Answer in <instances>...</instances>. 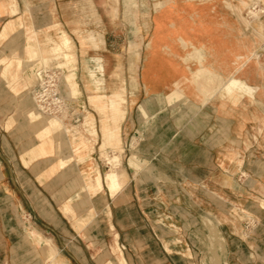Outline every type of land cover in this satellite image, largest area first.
<instances>
[{"label":"crops","instance_id":"crops-1","mask_svg":"<svg viewBox=\"0 0 264 264\" xmlns=\"http://www.w3.org/2000/svg\"><path fill=\"white\" fill-rule=\"evenodd\" d=\"M256 1L120 0L119 21L113 0H0V264H264ZM63 33L82 91L64 120L32 94Z\"/></svg>","mask_w":264,"mask_h":264},{"label":"bare ground","instance_id":"bare-ground-1","mask_svg":"<svg viewBox=\"0 0 264 264\" xmlns=\"http://www.w3.org/2000/svg\"><path fill=\"white\" fill-rule=\"evenodd\" d=\"M258 6H259V2L256 1L255 6H250L243 13H241L242 18L245 19V20L244 19L243 20L245 22L247 20V24L248 23L250 24L252 22V20H254V19H259L260 15L264 14V9L261 8L259 10ZM59 40L60 41L51 40L52 44L54 45L52 52H53V54H56V56H57V62H58L57 68L60 69V71H64V72L67 71V72H65L62 77L60 76L59 82H57L55 80L56 79L55 74H48L44 70L42 72V74H44L42 85L37 89V91L35 93V101H36V104H37L39 111L42 112L43 114L47 115V116H50V113L46 112L47 108L44 107V104H41V102L39 101V98L41 100H43L44 96L45 97L46 96H53V98H54L53 102L55 104V107L58 108L57 110L65 112V110H66L65 108L69 107L67 100L75 97L76 92H78L79 88H80V84L78 82L77 74L75 72H69L68 71L70 66L72 65L73 61L76 62L77 55L74 54L75 52L72 51L71 42L66 37L65 33H63L62 37H60ZM75 55H76V57H75ZM47 62L48 61L45 60V63H47ZM96 62H97V68L96 69L103 72L104 68H103V65L101 63V60L97 59ZM46 66H48V65H46ZM97 70H91V76L97 83H100L103 80L101 81V79H96ZM121 74H122V72H121ZM123 81H124V84L122 85L121 89L117 90L116 92H113V94H112V98L114 99L113 105L110 108L112 112H121L122 111L120 106H118V103H116L115 100H118V102L121 100H125V94L124 93H125V90L127 89V84L125 83L127 81L126 78H123ZM95 89L97 90V92L100 91L102 89V85H100V84L96 85ZM53 117H57V116H53ZM51 124L57 125L56 122L55 123L51 122ZM107 160H110L109 162L112 161L111 157H109V156L107 157ZM107 181H108V186H109L111 192L113 194H115V192H117L120 187H119L118 181L115 179V176L112 174V172H110L107 175ZM39 242L42 243V245H43V241L40 240ZM48 253H49V255L47 254L49 256L48 258L49 259L52 258V260H54V258L56 256L54 249L52 248L50 251H48ZM120 256L124 258V252L123 251H120ZM120 264H128V263L124 260V261H121Z\"/></svg>","mask_w":264,"mask_h":264},{"label":"rangeland","instance_id":"rangeland-1","mask_svg":"<svg viewBox=\"0 0 264 264\" xmlns=\"http://www.w3.org/2000/svg\"><path fill=\"white\" fill-rule=\"evenodd\" d=\"M113 5H114V9H115V14H116V18L119 20V21H121V2H120V0H113ZM261 8H263V7H260L259 8V6H258V9L260 10ZM264 9V8H263ZM18 11V9L17 8H14L13 9V12H17ZM244 19V18H243ZM245 20V19H244ZM254 20H257V19H254ZM245 22V21H244ZM246 23H247V20H246ZM249 24V23H248ZM262 26V28L260 29V33H259V35H261V37H262V39H263V41H264V26L263 25H261ZM263 31V32H262ZM30 40L32 41V39L30 38ZM30 41V42H31ZM70 42H71V49H72V51L73 52H75L74 54H76L77 55V53H76V46H75V44L70 40ZM32 43H34V41L32 42ZM76 55H75V57H76ZM262 57H264V55H262ZM45 71H50L49 73L50 74H53V72L52 71H59L60 69H58L57 67L54 69V68H50L49 66H46L45 65V67L43 68ZM43 69H41V70H43ZM41 70H39L38 72H37V77H38V80H39V83H40V81L42 80V75H41ZM78 70H79V64H78V55H77V57H76V62L75 61H73V63H72V65L70 66V68H69V72H75L76 74H77V77H78ZM65 72H67V71H65ZM64 71H61L60 73H61V77L64 75V73H65ZM203 74H207L208 72H207V70H202L201 71ZM60 73H57L56 75L59 77V74ZM57 82H58V79L56 78L55 79ZM127 80V79H126ZM39 83H38V86H37V88L36 89H34L33 90V92H32V94H33V97H34V100H35V93H36V91H37V89L40 87L39 86ZM126 83V82H125ZM127 84V83H126ZM126 94H127V89L125 90V97H126ZM81 95H82V91H81V88H79V91L77 92V95H76V97L77 98H74L75 100L76 99H79L80 97H81ZM53 99L54 98H51L50 97V99H49V101H50V103H51V111H49V113L50 112H53V113H56V112H58L57 114H54L53 116H59V117H61V119L62 120H64V119H66V114H67V112H69V107L68 108H65L66 110H65V112L64 111H60V110H57L58 108L57 107H55V104L54 105H52V102H53ZM108 101H109V99H108ZM36 102V101H35ZM127 102V97L125 98V100H121V101H119V103H120V106H121V108L123 107V105L125 104ZM49 103V102H48ZM94 104V103H93ZM47 106H50V104H47ZM69 106V105H68ZM96 108H97V110H99L98 112H103L102 111V109H100V108H98L97 106H96ZM34 113L32 114V116H33V118H37V119H39V118H41V117H39L38 115H37V112L38 111H33ZM36 112V113H35ZM123 112H125L124 110H123ZM52 116V117H53ZM43 121H44V117H42L41 118ZM51 122H56L57 124H59V122H58V120H56V119H52L51 118ZM111 159H114V158H111ZM106 160H107V156H106ZM108 162V161H107ZM109 163V162H108ZM121 163V161H118V165ZM109 164H112L113 166H115V164L116 163H114V162H111V163H109ZM100 176H101V174L100 173H98V177H97V186L99 187V188H101V179H100ZM219 237V236H218ZM209 247H211V245H209ZM212 247H214V249L216 248V247H220V248H222L223 247V245L221 244V241H220V243H219V246H212ZM114 252H115V254H116V257H117V261L119 262V257H118V255H117V249H115L114 250ZM49 257V256H48ZM49 259V258H48ZM49 260H52V258H50ZM53 261V260H52ZM118 262L117 263H112V264H118Z\"/></svg>","mask_w":264,"mask_h":264},{"label":"built area","instance_id":"built-area-1","mask_svg":"<svg viewBox=\"0 0 264 264\" xmlns=\"http://www.w3.org/2000/svg\"><path fill=\"white\" fill-rule=\"evenodd\" d=\"M50 97L51 98H53V96H44L43 97V100H41L40 98H39V101L41 102V104H44V107L45 108H47L46 109V112H49V111H51V103H50V101H49V99H50ZM53 101H54V99H53ZM49 102V103H48ZM47 104H50V106H47ZM52 105H54V102H52ZM58 112H56V113H53V112H50V116H52V115H54V114H57ZM49 115V114H48Z\"/></svg>","mask_w":264,"mask_h":264}]
</instances>
